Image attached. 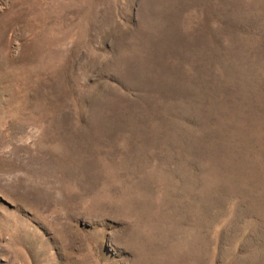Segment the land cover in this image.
<instances>
[{"label":"rangeland","instance_id":"374dc122","mask_svg":"<svg viewBox=\"0 0 264 264\" xmlns=\"http://www.w3.org/2000/svg\"><path fill=\"white\" fill-rule=\"evenodd\" d=\"M0 264H264V0H0Z\"/></svg>","mask_w":264,"mask_h":264}]
</instances>
